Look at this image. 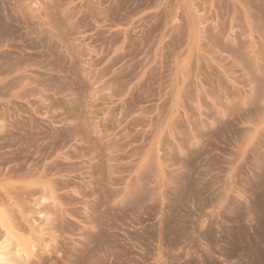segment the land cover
Here are the masks:
<instances>
[{
    "label": "rangeland",
    "instance_id": "rangeland-1",
    "mask_svg": "<svg viewBox=\"0 0 264 264\" xmlns=\"http://www.w3.org/2000/svg\"><path fill=\"white\" fill-rule=\"evenodd\" d=\"M0 254L264 264V0H0Z\"/></svg>",
    "mask_w": 264,
    "mask_h": 264
},
{
    "label": "bare ground",
    "instance_id": "bare-ground-1",
    "mask_svg": "<svg viewBox=\"0 0 264 264\" xmlns=\"http://www.w3.org/2000/svg\"><path fill=\"white\" fill-rule=\"evenodd\" d=\"M5 256V255H4ZM2 256L1 254H0V264H10L9 263V260L7 261L6 259H7V257L5 256ZM6 258V259H5Z\"/></svg>",
    "mask_w": 264,
    "mask_h": 264
}]
</instances>
